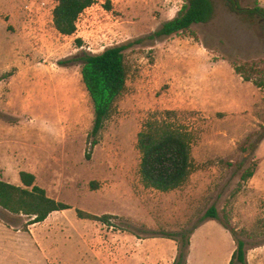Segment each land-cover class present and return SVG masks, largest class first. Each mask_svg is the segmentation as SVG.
Instances as JSON below:
<instances>
[{
	"label": "rangeland",
	"instance_id": "1",
	"mask_svg": "<svg viewBox=\"0 0 264 264\" xmlns=\"http://www.w3.org/2000/svg\"><path fill=\"white\" fill-rule=\"evenodd\" d=\"M57 1L0 0V179L22 186L20 173H32L71 208L51 219L52 264H176L187 239L186 264H229L237 245L223 225L246 243L248 264H264V89L233 68L254 65L251 77L264 79V25L240 14L264 0H238L237 12L212 0L210 23L160 39L187 0H96L81 34L96 54L127 47L129 71L96 146L75 63L88 44L56 31ZM167 111L191 135L193 170L184 187L161 193L143 185L138 136ZM212 207L219 221H203ZM78 211L113 219L82 220ZM0 219L31 223L1 209Z\"/></svg>",
	"mask_w": 264,
	"mask_h": 264
},
{
	"label": "trees",
	"instance_id": "2",
	"mask_svg": "<svg viewBox=\"0 0 264 264\" xmlns=\"http://www.w3.org/2000/svg\"><path fill=\"white\" fill-rule=\"evenodd\" d=\"M233 12L238 11V0H228ZM97 4L96 0H58L53 13L56 31L65 37L76 33V23L80 15ZM110 9V2L104 4ZM251 22L258 21L264 25V9L257 5L254 9L241 11ZM215 15L212 0H187L177 16L165 23L155 34V38H170L188 32L195 25L210 23ZM82 46L81 40L77 41ZM125 46L107 48L104 52L93 55L82 53L75 58V63L82 66L81 76L93 104L95 121L90 135L92 144L98 145L106 123L117 113V102L125 94L128 82V66L125 57ZM236 74L245 82H252L257 88L264 89V79L251 77L252 69L233 67ZM176 112L167 111L151 117L138 136V149L142 155L140 174L145 188L161 193H170L184 187L192 174V141L188 131L173 119ZM89 159L90 156L88 155ZM22 186L7 183L0 179V209L8 214L27 217L36 225L44 223L54 213L65 212L71 208L48 196L47 192L36 183L32 173L21 172ZM254 171L247 172L244 182L253 178ZM78 218L109 224L113 216H93L82 211L77 212ZM205 220L219 221L217 210L212 207ZM9 225L4 219H0ZM264 230V220L260 222ZM223 227L233 236L237 248L229 264H248L246 243L237 240L234 232L225 225ZM185 238V237H183ZM190 240L184 242L189 250ZM182 245L179 247V259L176 264H186L187 256L183 255ZM186 257V258H185ZM183 259V261L181 260Z\"/></svg>",
	"mask_w": 264,
	"mask_h": 264
},
{
	"label": "crops",
	"instance_id": "3",
	"mask_svg": "<svg viewBox=\"0 0 264 264\" xmlns=\"http://www.w3.org/2000/svg\"><path fill=\"white\" fill-rule=\"evenodd\" d=\"M112 0L113 3H116ZM54 214L41 224L27 227H14L0 220V264H52L51 219ZM59 229V227H57ZM61 231V230H60ZM8 237L20 238L12 245Z\"/></svg>",
	"mask_w": 264,
	"mask_h": 264
},
{
	"label": "built area",
	"instance_id": "4",
	"mask_svg": "<svg viewBox=\"0 0 264 264\" xmlns=\"http://www.w3.org/2000/svg\"><path fill=\"white\" fill-rule=\"evenodd\" d=\"M103 5H104V4H103ZM88 10H89V9H88ZM86 11H87V10H86ZM86 11H85L83 14H81L80 17H79V19L77 20V23H76V33H75L73 36L76 35V39H77V40H81L82 42H84V44L86 43V45L88 44L87 51H88L90 54L92 53L93 55H97L98 53L96 54V51H93V50H92V48H91V46H90V43L87 42L85 36H83V35L81 34L80 23H81V21H82V18L85 17V13H87Z\"/></svg>",
	"mask_w": 264,
	"mask_h": 264
}]
</instances>
